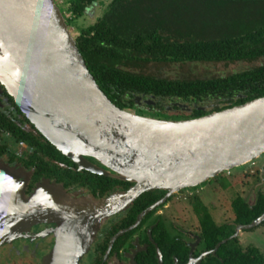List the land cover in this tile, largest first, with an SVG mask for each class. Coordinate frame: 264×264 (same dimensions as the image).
I'll use <instances>...</instances> for the list:
<instances>
[{
	"label": "water",
	"instance_id": "1",
	"mask_svg": "<svg viewBox=\"0 0 264 264\" xmlns=\"http://www.w3.org/2000/svg\"><path fill=\"white\" fill-rule=\"evenodd\" d=\"M76 37L55 0H0V85L45 139L80 168L133 184L126 193L80 203L67 199L61 210L54 207L59 236L41 264H78L101 224L143 193L164 191L168 198L264 154V96L185 120L136 115L101 91ZM31 200H19L20 212ZM46 215L35 211L13 220L16 216L0 213V247ZM263 222L264 213L250 225L237 226L229 239Z\"/></svg>",
	"mask_w": 264,
	"mask_h": 264
},
{
	"label": "trees",
	"instance_id": "2",
	"mask_svg": "<svg viewBox=\"0 0 264 264\" xmlns=\"http://www.w3.org/2000/svg\"><path fill=\"white\" fill-rule=\"evenodd\" d=\"M68 1L71 2L69 11L59 9L63 15L69 12L75 19L85 15V8L97 2V0ZM198 2L201 6L204 4L207 7L215 2H219L221 6L235 2L245 4L253 11L256 9L264 11V0H111L94 24L85 28L76 27L77 48L89 72L101 91L118 108L129 111L134 105V97L141 95L148 98L151 95L160 100L196 103L190 114L182 119L185 120L209 114L201 111L198 104L207 99L222 101L224 104L230 103L229 106L214 109V112H219L264 96V65L244 73L198 80H170L144 73V69L150 63H228L264 58V14L257 21L259 25L254 23L253 27L244 30L243 33L237 30L230 34L235 36L211 41L206 40V36L214 32L211 30L215 29L216 25L212 26L207 22L194 25L186 17L192 12L188 10L193 9ZM184 8L189 9L183 11ZM172 9L174 11H164ZM64 19L67 26H70L71 19L68 20L65 16ZM105 178H109L110 182L114 180L117 185L132 184L111 177L96 176L93 182L106 185L108 183ZM218 178L217 183L220 187L227 189L228 181L221 175ZM202 186L204 185L200 187ZM162 192L164 191L142 195L135 203L140 207L127 214L126 221H121V227L132 225L136 215L156 201ZM191 204L207 250L213 249L217 243L233 234L232 226H218L213 221L208 209L197 197L192 198ZM231 209L235 224H250L264 213V196L261 193L257 194L251 206L241 197H236L231 203ZM153 234L157 236L161 250L173 249L175 253L178 251L179 256L185 257L184 244L180 239L169 236L170 232L163 221L153 229ZM121 239L118 240L119 244L122 242ZM263 262L264 258L257 249L248 248L243 251L237 239L222 244L216 255L209 256L207 260V264H263Z\"/></svg>",
	"mask_w": 264,
	"mask_h": 264
},
{
	"label": "flooded vegetation",
	"instance_id": "3",
	"mask_svg": "<svg viewBox=\"0 0 264 264\" xmlns=\"http://www.w3.org/2000/svg\"><path fill=\"white\" fill-rule=\"evenodd\" d=\"M57 1L55 0V3L62 11H69L71 2L63 0V3L59 4ZM108 4H104L102 0H97L96 3L87 6L84 12L90 11L94 5L105 8ZM67 15L69 16L66 17ZM64 16L72 21L68 27L74 26L77 20L85 17L83 14V16L75 19L69 12H65ZM137 98H139V103L136 102ZM198 104L201 111L209 113L214 112L215 108L230 105V103L224 104L222 101H212L211 99L198 102ZM192 107H196V103H181L170 99L160 100L151 95L149 98L141 95L134 97V105L129 111L136 115L151 114L152 118L182 120L190 114ZM262 156L263 160L261 161L263 162L258 163L260 176H264V154ZM90 162L95 166L99 165L97 161L92 159ZM226 174L230 176V171ZM95 176L104 178V176L80 168L75 162L58 151L36 129L29 118L17 107L13 98L0 85V190L15 189L19 200L23 201L26 198L30 200L38 197L40 204L43 203L44 206L50 207L44 218H39L36 222L30 223L25 229L21 227L16 231V236L11 242L0 247V264H41L43 258L54 248L59 233V225L56 222L52 207L61 210L60 204L62 202L63 204L67 203V199L76 203H80L81 200L93 201L96 198L101 200L117 192L126 193L133 187V184L128 183L117 185L114 180L110 182L109 178H105L108 184H97L93 182ZM216 186L217 188L220 187L218 183ZM220 189L224 190L221 187ZM263 191L258 188L254 193L255 198L259 193L264 196ZM144 194L146 193L141 194L126 210L110 216L101 224L94 241L78 264H197L199 259L198 264H207L208 257L216 255L217 251L215 254H211L214 248L211 250L205 248L201 231L193 235L187 231L177 232L174 229L173 222L167 219L170 217L164 212L173 199V196L165 198L166 192H162L156 201L143 208L136 215L132 225L122 228L121 221L127 218L128 213L140 207L135 203ZM0 195L1 205L4 195L3 193ZM253 203L247 204L251 206ZM153 206H155L153 210L143 216L140 223L134 226L137 217ZM160 221L166 224L171 238L180 239L184 244L185 257L179 256L178 251L175 253L173 249L161 250L157 236L153 234V229ZM26 222L24 221V224ZM223 225L233 227L234 231L230 237L235 234L237 226H247L235 224V217L231 222ZM262 225L264 222L253 229L240 230L237 236L232 239H237L243 251L248 248L258 250V247L245 244L242 240L248 236L246 233L254 232ZM121 231L125 232L114 239ZM119 239L122 240L120 244L118 243ZM116 246L118 247L116 248ZM261 255L264 258V255ZM185 258L186 260H184Z\"/></svg>",
	"mask_w": 264,
	"mask_h": 264
},
{
	"label": "rangeland",
	"instance_id": "4",
	"mask_svg": "<svg viewBox=\"0 0 264 264\" xmlns=\"http://www.w3.org/2000/svg\"><path fill=\"white\" fill-rule=\"evenodd\" d=\"M104 4H108L110 0H102ZM59 4L63 3V0L57 1ZM219 2L211 4L207 7L204 4L201 6L200 2L193 6V9L184 8L183 11L192 12L186 15L188 21L191 24L197 23H210L215 26L206 36V40H220L223 38L232 37L231 33L239 30L244 32L251 27L254 23H257L258 19L264 14V11H253L245 4L232 2L228 5H219ZM103 7L94 5L90 8V11L85 13V17L77 20L76 24L69 27L70 32L74 37L78 35L76 27L85 28L93 23L98 17L102 15ZM164 11H174L164 10ZM67 15L66 17H68ZM216 20V22H215ZM215 22V23H214ZM133 23V22H132ZM214 23V24H213ZM257 25H259L257 23ZM229 28V29H228ZM228 29V30H227ZM216 30V31H215ZM226 32V33H225ZM264 65V58H255L248 60L232 61L228 63H205V64H178V63H150L144 69V73L147 75H154L165 79H183V80H198V79H211L216 76L230 75L240 72H247L254 70L259 66ZM189 107V106H188ZM144 116L151 117V114L142 113ZM263 158L256 163L247 164L240 168L230 170V176H227L226 172L220 174L223 179H226L229 183V187L226 190H221L216 186L218 176L215 180H211L204 184V186L192 191L185 190L182 193L174 194L172 202L166 211H164L172 226L177 232L187 231L193 235L200 232L198 219L193 211L191 204L194 196L205 205L213 221L221 226L225 223L231 222L234 218V214L231 209L232 201L240 196L247 203H253L255 199L254 193L259 188L264 190V176H260L259 164L262 163ZM264 173V172H263ZM219 185V184H218ZM218 189V190H217ZM264 193V191H263ZM179 230V231H178ZM246 236L242 242L250 244L252 247H258L261 254L264 255V225L260 226L257 230L251 233H246ZM251 234V235H250Z\"/></svg>",
	"mask_w": 264,
	"mask_h": 264
},
{
	"label": "bare ground",
	"instance_id": "5",
	"mask_svg": "<svg viewBox=\"0 0 264 264\" xmlns=\"http://www.w3.org/2000/svg\"><path fill=\"white\" fill-rule=\"evenodd\" d=\"M15 189L12 188H5L3 190H0V193H3L4 195V200L3 203L0 205L1 212H7V218H11L13 216H16L13 220L15 219H22L25 217V215H30L32 212H46L48 209H50L49 206H44L45 204H40L39 198H33L27 208H23V211L20 212L22 209L21 205L19 206V199L17 193L14 191ZM0 200H1V195H0ZM52 210H54V207H52ZM20 223V221H19ZM59 231V230H58ZM59 236V233L57 237Z\"/></svg>",
	"mask_w": 264,
	"mask_h": 264
}]
</instances>
